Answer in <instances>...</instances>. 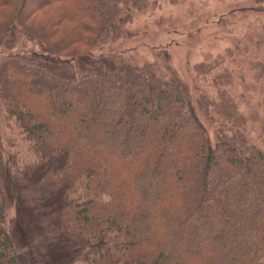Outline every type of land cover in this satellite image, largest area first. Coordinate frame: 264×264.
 Here are the masks:
<instances>
[{
    "label": "trees",
    "instance_id": "16d2710c",
    "mask_svg": "<svg viewBox=\"0 0 264 264\" xmlns=\"http://www.w3.org/2000/svg\"><path fill=\"white\" fill-rule=\"evenodd\" d=\"M159 6L0 0L6 117L47 165L44 190H63L57 236L81 247L78 264H264V100L247 95L264 79V27L193 67L215 90L193 101L166 48L142 64L93 52ZM238 51L253 82L229 66ZM0 264H53L16 251L1 195Z\"/></svg>",
    "mask_w": 264,
    "mask_h": 264
},
{
    "label": "rangeland",
    "instance_id": "374dc122",
    "mask_svg": "<svg viewBox=\"0 0 264 264\" xmlns=\"http://www.w3.org/2000/svg\"><path fill=\"white\" fill-rule=\"evenodd\" d=\"M128 27L134 33L132 37L105 42L93 52L122 54L142 64L152 62L157 49L166 48L172 67L195 101L201 91L214 96L215 90L208 82L195 79L193 67L213 60L228 48H235L247 34L262 31L264 0H160L157 9L138 14ZM25 45L26 48L33 47L32 43ZM259 54L262 58L264 50ZM246 55L238 51L235 61L228 63L238 77L243 74L247 81L253 82L247 71ZM257 86V91L247 94L253 95V102L264 100V79ZM238 88V95H243V87ZM200 116L212 133L208 121L201 113ZM10 156L16 159L15 167L11 165L12 172H22L24 181L13 183L8 177L6 169L12 159ZM48 162L53 165L56 159ZM45 166L32 153L16 122L7 119L0 100V195L15 249L27 256L37 250L48 255L53 264H76L81 247L62 244L57 236L64 193L63 190H44Z\"/></svg>",
    "mask_w": 264,
    "mask_h": 264
}]
</instances>
